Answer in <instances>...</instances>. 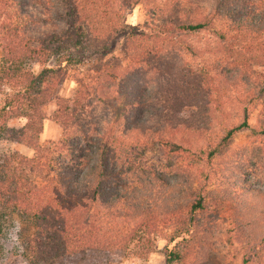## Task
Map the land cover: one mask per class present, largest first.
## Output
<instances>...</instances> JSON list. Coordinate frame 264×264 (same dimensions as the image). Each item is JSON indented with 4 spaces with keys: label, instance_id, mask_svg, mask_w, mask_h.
Listing matches in <instances>:
<instances>
[{
    "label": "trees",
    "instance_id": "obj_1",
    "mask_svg": "<svg viewBox=\"0 0 264 264\" xmlns=\"http://www.w3.org/2000/svg\"><path fill=\"white\" fill-rule=\"evenodd\" d=\"M241 1L234 18L202 0H56L50 11L39 0H0V140L33 151H0V235L9 213L33 222L29 250L44 261L123 251L145 231L142 256L157 236L167 241L166 264H202L215 235L211 216L230 213L228 244L264 249L263 204L254 200L264 186L252 173L264 161L256 143L264 138V0ZM139 4L146 20L113 56L124 11ZM202 31L234 60L188 62L199 50L183 37ZM142 72L151 77L143 91ZM67 79L78 87L69 99L59 95ZM53 103L62 137L42 142ZM13 119L26 122L10 128ZM244 131L256 140L247 160L230 174L216 169V182L196 193L180 187L176 195L167 173L134 156L154 142L217 160ZM13 262L9 252L5 264Z\"/></svg>",
    "mask_w": 264,
    "mask_h": 264
},
{
    "label": "rangeland",
    "instance_id": "obj_2",
    "mask_svg": "<svg viewBox=\"0 0 264 264\" xmlns=\"http://www.w3.org/2000/svg\"><path fill=\"white\" fill-rule=\"evenodd\" d=\"M39 9L44 10L55 8L56 0H39ZM207 5L218 4L228 11V15L236 18L235 9L243 6L241 0H202ZM118 8H122V1L118 2ZM46 9V10H47ZM49 11H47L49 13ZM148 8L145 4H139L132 8H126L124 11V25L125 28L120 31L114 38L113 56L121 55V46L126 36L130 33L131 29L141 27L147 17ZM47 13V14H48ZM50 14V13H49ZM44 25V24H42ZM39 27H35L37 29ZM263 38V36H262ZM183 40L188 45L198 48L199 52L196 55L188 56V62L194 60L198 62L199 58H213L212 60H228L233 61L235 58L234 53L227 52L224 49L217 48L218 45L212 41V35L208 31H202L199 34H187ZM40 70L39 66L35 67V71ZM259 70V69H258ZM141 86L140 90H144L151 86H146L151 80L150 73L142 72L138 75ZM150 79V80H149ZM259 86V85H258ZM253 87L255 86H246ZM77 85L72 79H67L60 89L59 95L63 98H73ZM5 97L0 94V107L3 105ZM56 110L55 103L47 108L49 120L46 121L48 126L47 134L49 139L41 137V141L46 140L57 141L62 137V130L58 125L51 122L53 114ZM197 109H195L196 111ZM194 111V112H195ZM234 119H236L234 115ZM26 120L13 119L10 120L8 126L10 128L19 129L23 127ZM213 122V119H209ZM218 120L215 121V124ZM256 123V119L252 124ZM214 124V123H213ZM208 134V133H206ZM213 137V135H211ZM254 140L250 138V133L247 131L241 132L237 135L232 145L228 146L220 155L219 159L207 160L204 153L194 154L188 150H183L178 153H167L161 148V145L150 142L135 149V157L142 167L148 170L159 171L167 173L171 178L172 183L177 187L174 193H180V187H192L194 193L198 192L200 185L203 182L210 181L216 182L215 170L221 167L225 169L227 174L234 170L237 164L247 160L246 147L249 146ZM263 147L264 153V138L256 142ZM202 145L198 146L201 147ZM19 150L27 156H31L33 151L27 147L16 145L11 142L0 140V151ZM246 158V159H243ZM252 173L259 179V184L264 186V161L260 163L257 169H253ZM243 177V176H242ZM245 178V177H244ZM255 204H263L261 207L264 209V197H256ZM214 227L212 232L215 233L211 239V245L206 257L203 259L202 264H262L264 263V249L263 246L254 247L253 245H229L228 238L230 234L234 235V220L232 214L226 213L222 217L211 216ZM37 234L35 224L29 220H25L17 214L9 213L7 220L4 222V232L0 235V264H5L8 259L9 252L13 253L15 262L13 264H166V247L167 241L161 237H152L155 244V251L149 253L147 256L139 254L150 246L149 236L145 231L138 233L136 239L129 243L127 249L123 251H116L113 253L104 251H91L85 256H75L72 258L58 259L54 255L47 258L35 259L29 250L31 244ZM233 238V237H232ZM184 264V263H177Z\"/></svg>",
    "mask_w": 264,
    "mask_h": 264
},
{
    "label": "crops",
    "instance_id": "obj_3",
    "mask_svg": "<svg viewBox=\"0 0 264 264\" xmlns=\"http://www.w3.org/2000/svg\"><path fill=\"white\" fill-rule=\"evenodd\" d=\"M51 122H53L52 120H51ZM54 123V122H53ZM56 124V123H55ZM57 125V124H56ZM47 130H48V126H47V124H46V122H45V125H44V131H43V133H42V135H41V137L43 138L44 137V139H49L48 138V134H47Z\"/></svg>",
    "mask_w": 264,
    "mask_h": 264
}]
</instances>
